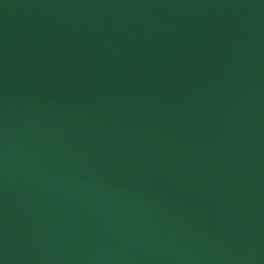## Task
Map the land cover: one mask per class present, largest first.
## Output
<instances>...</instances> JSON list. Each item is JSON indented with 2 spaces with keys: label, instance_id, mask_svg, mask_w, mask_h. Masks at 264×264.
Masks as SVG:
<instances>
[{
  "label": "water",
  "instance_id": "obj_1",
  "mask_svg": "<svg viewBox=\"0 0 264 264\" xmlns=\"http://www.w3.org/2000/svg\"><path fill=\"white\" fill-rule=\"evenodd\" d=\"M0 264H264V0H0Z\"/></svg>",
  "mask_w": 264,
  "mask_h": 264
}]
</instances>
